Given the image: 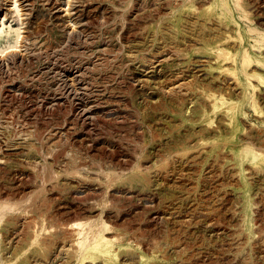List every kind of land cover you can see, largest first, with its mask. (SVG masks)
<instances>
[{"label":"rangeland","instance_id":"374dc122","mask_svg":"<svg viewBox=\"0 0 264 264\" xmlns=\"http://www.w3.org/2000/svg\"><path fill=\"white\" fill-rule=\"evenodd\" d=\"M0 264H264V0H0Z\"/></svg>","mask_w":264,"mask_h":264},{"label":"bare ground","instance_id":"6f19581e","mask_svg":"<svg viewBox=\"0 0 264 264\" xmlns=\"http://www.w3.org/2000/svg\"><path fill=\"white\" fill-rule=\"evenodd\" d=\"M68 78V77H67ZM70 78V77H69ZM72 79V78H71ZM70 80V79H69ZM73 80V79H72ZM71 82V81H70ZM67 84H68V82H67ZM74 90V89H73ZM73 242V241H72ZM88 246V245H87ZM84 250V249H83Z\"/></svg>","mask_w":264,"mask_h":264}]
</instances>
